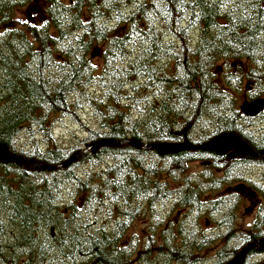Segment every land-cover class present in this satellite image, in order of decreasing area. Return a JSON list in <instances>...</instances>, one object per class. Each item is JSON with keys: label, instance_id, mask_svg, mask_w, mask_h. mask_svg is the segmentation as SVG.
I'll return each mask as SVG.
<instances>
[{"label": "trees", "instance_id": "16d2710c", "mask_svg": "<svg viewBox=\"0 0 264 264\" xmlns=\"http://www.w3.org/2000/svg\"><path fill=\"white\" fill-rule=\"evenodd\" d=\"M31 7L39 9L35 22L21 20ZM221 60L248 66L219 80ZM243 77L251 100L264 98V0H0V144L42 165L101 139L160 140L179 121L205 120L238 135L234 121L252 120L231 101L230 87ZM82 100L95 123L79 146H57L50 124L58 116L81 122ZM24 132L29 151H16ZM145 154L102 147L54 171L0 163V264H223L254 241L253 230L208 238L180 224L166 232L159 221L141 241L122 237L127 222L170 194L172 178L188 180L193 153ZM144 192L148 205L136 202ZM197 194L204 192L180 191L173 208L198 207ZM219 204L217 212L225 209ZM114 216L126 222L112 230ZM256 225L263 227L261 216Z\"/></svg>", "mask_w": 264, "mask_h": 264}, {"label": "flooded vegetation", "instance_id": "af4514ba", "mask_svg": "<svg viewBox=\"0 0 264 264\" xmlns=\"http://www.w3.org/2000/svg\"><path fill=\"white\" fill-rule=\"evenodd\" d=\"M222 70L221 69H218ZM254 100V99H252ZM250 97L246 96L244 102L252 101ZM264 111H262L259 115L254 118H250L252 120H238L234 121L235 126L240 129V134H236L235 132L223 131L220 128H215L210 126L208 121L198 120V121H184V122H176L173 127L166 128L167 137L160 140H151L150 142L137 143L147 146L156 143H172V144H180L182 142H187L192 146L200 147L205 143L217 138L222 134H234L238 137L242 142H244L254 153H260L264 151V121H262V115ZM242 115V114H241ZM243 116V115H242ZM259 118V119H258ZM259 120V122H255ZM16 151L17 148L15 147ZM146 154V159L149 160H163L168 156L178 154L180 151L176 153H168L166 155H160L155 149H142ZM187 152H191L192 161L190 165L192 167L187 170V174L185 177L188 178L187 181L176 182V178H172L170 183L166 184V188L170 191V194L163 199L154 200L150 202V205L154 209L155 213H157L156 208H161L162 205L166 204V202L173 206L177 202V193L182 190H189L191 192H204V195H196V199H199L200 205L198 207H193L188 210L190 213V218L187 221L186 225H192L191 228L185 227L191 233H194L197 236L204 235L206 237H220L226 236L228 232L236 231L235 234H243V232L253 230L252 236L255 237L254 240H264V206L260 205L259 202L264 201V160L256 157H251L249 155L239 157L237 155L230 156L231 152L225 153L223 155L217 154L216 151H205L202 149L188 150ZM211 159V160H202V159ZM28 159V158H27ZM213 160H217L219 162V167L210 168V164ZM209 167V168H207ZM216 192L225 193L223 196L216 197ZM226 193H229L227 195ZM144 194V195H143ZM136 202L139 204L148 205V199L146 197L145 192L143 193ZM221 194V195H222ZM239 197L240 201L249 202L251 205L250 209L246 211L249 212L250 216L255 217L254 220H257L259 216L263 219V227L259 228L256 225V221L252 222L250 227L247 229L237 228V221L235 219L223 222V218L228 215L229 217L234 218L233 213H228V207L232 205V203L237 202V198ZM144 198V199H142ZM219 207L224 206L225 209L221 212H217L216 209H213L212 205L214 203H218ZM223 203V204H222ZM228 204V206H227ZM205 211H208L212 216L217 217L218 213H221V218L219 221L215 220L214 223L211 224L209 219L205 220V228L198 232L194 227V218L196 215H202ZM185 211H180L178 213L179 220L177 221L175 218V222H172L171 225H178L180 220H182V216H185ZM198 216V218H199ZM210 216V215H209ZM229 220V218H228ZM125 223V219L121 218L116 220L115 216L112 220V230L116 229L115 222ZM214 221V218L212 219ZM153 223L157 224L158 221H154ZM211 224V226L209 225ZM218 223V224H217ZM184 224V223H183ZM158 229V228H155ZM168 232V230H165ZM130 231H124V234L129 233ZM146 230L142 233L145 234ZM257 257L260 259H264V250L263 251H253V258Z\"/></svg>", "mask_w": 264, "mask_h": 264}, {"label": "rangeland", "instance_id": "374dc122", "mask_svg": "<svg viewBox=\"0 0 264 264\" xmlns=\"http://www.w3.org/2000/svg\"><path fill=\"white\" fill-rule=\"evenodd\" d=\"M38 13H39V9L37 7H33V8L31 7V8H27L26 10L21 11L19 17L21 18V20H25L26 22H29V23H34L36 20L35 15ZM91 63L93 65L97 64L98 60L92 59ZM237 66H239L242 69H247L248 65L246 63H238V62H234V61L233 62L232 61L225 62V61L221 60V61L216 62L215 67H219L220 69L222 68V70H219L216 72L217 78L219 80H221L225 74L229 73V71L234 72L236 74V72L238 71L236 68ZM233 86L234 85H231V87H230L232 90L231 101L233 102L234 110L239 111V108L242 105V103L245 101L246 96L250 97L254 90L252 89L253 86H252L251 81L246 79V77H243V81H242V83H240V85H238L237 87H233ZM86 94L90 97L97 94V88H96L94 83L90 84L89 88L87 89ZM78 113H79L78 119L81 122H78L73 118H65V117L60 118L59 116L55 117L53 119L52 123L49 126V133L51 134L52 139L55 142V144L57 143L56 144L57 146L65 148V149L68 147L79 146V140L83 139L86 135V130H85L86 128L85 127H88V125L91 126L95 123L94 113L91 111V109L89 108V106L85 100L81 101V108L79 109ZM258 119H257V121H255L256 123L259 122ZM35 135H37V134H35ZM30 141L31 140L28 139L26 133L24 132L18 136V138L14 142L15 143L14 146L17 148L18 151L26 152V151H29ZM131 141H133V140H131ZM44 145H42V146H44ZM123 145H128V144H123ZM131 147H133V146H131ZM134 148H136V147H134ZM85 149H86V146H82L75 153L80 152V151L85 150ZM136 149H139V148H136ZM75 153H73L71 156L75 155ZM80 160H78V161H80ZM191 167H192V165H191ZM221 194H222V192H216V195H217L216 197L223 196V194L225 195V193H223L222 195ZM226 194L229 195V193H226ZM67 197H68V195L66 194L65 198H67ZM81 201L82 200L79 199V202H81ZM258 205H259V207H260V205L264 206V201L259 202ZM173 207L174 206H171L166 202V204L162 205L161 208H158V209L156 208L157 213H155L154 209L151 211V213L148 211L143 212L141 214V216H137L136 218L130 220L131 223L127 222V228L126 229H128L130 232L127 234H123L124 236H122V237H124L128 241L129 240H135L136 242H138V240L141 241L142 240L141 235H144L142 233L146 229L156 225L155 223H153L154 221H156V222L159 221V223L162 224L164 230L171 228V223L175 222V218L177 221L179 220V217L177 215L180 211H185L186 215L182 216V220H180L179 224L183 225L185 227L191 228L192 225H186L187 221L190 218V215H189L190 213H188V210L181 209V208L174 209ZM250 208H251V205L249 202H245L244 200L240 201L239 197H238L236 204L232 203V205H230L228 207V212L226 214H228L229 212L234 214V219L237 221V224H236L237 228H243L244 227L243 229H247L250 227L252 222L256 221V220H254L255 217L250 216L249 212L246 211L247 209H250ZM219 214H221V213H218V216L215 217V216H212V214H209L208 211H205L200 216L196 215L194 218L195 229L198 232H201V230L203 228H205V220L206 219H209V221L211 220L210 223L212 222L211 224L214 223V225H215V220L219 221L221 218V215H219ZM198 216H199V218H198ZM213 218H214V221H212ZM118 221H119V219H118ZM125 222H126V220H125ZM210 223H209V225L211 226ZM126 240H123L124 241L123 244H126L125 242H128ZM214 262H215V260H210V261L204 260L203 262H200L199 264H214ZM248 262H249L248 264H264L263 260L260 258H257V257H255V259H253L251 257Z\"/></svg>", "mask_w": 264, "mask_h": 264}, {"label": "water", "instance_id": "95a60500", "mask_svg": "<svg viewBox=\"0 0 264 264\" xmlns=\"http://www.w3.org/2000/svg\"><path fill=\"white\" fill-rule=\"evenodd\" d=\"M239 110L240 113L246 117H255L262 111H264V98H258L249 102H243ZM123 144H128L130 146L144 150L155 149L160 155H166L168 153H176L180 151L202 149L205 151H216L219 155H223L232 151L230 156L237 155L239 157H243L249 155L251 157H256L264 160V151H261L257 154L254 153L244 142H242L234 134L230 133L222 134L200 147L192 146L187 142H182L180 144L156 143L144 146L129 139L121 141L101 139L91 142L86 146L85 150L75 153V155L71 156L68 160L55 166L42 165L39 161H36L34 159H25L22 156L12 154L5 144H0V163L22 165L30 171H54L59 169L64 170L72 163L77 162L82 157H84L88 152L95 153L99 148L102 147H118ZM252 250L263 251L264 240H254L250 243L245 244L235 253L232 259L223 264H244L248 253Z\"/></svg>", "mask_w": 264, "mask_h": 264}, {"label": "bare ground", "instance_id": "6f19581e", "mask_svg": "<svg viewBox=\"0 0 264 264\" xmlns=\"http://www.w3.org/2000/svg\"><path fill=\"white\" fill-rule=\"evenodd\" d=\"M253 68V67H252ZM35 160V159H34ZM48 166V165H47ZM147 212V211H146Z\"/></svg>", "mask_w": 264, "mask_h": 264}]
</instances>
